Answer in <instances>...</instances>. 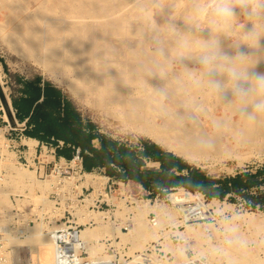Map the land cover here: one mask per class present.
I'll return each instance as SVG.
<instances>
[{
  "label": "bare ground",
  "instance_id": "6f19581e",
  "mask_svg": "<svg viewBox=\"0 0 264 264\" xmlns=\"http://www.w3.org/2000/svg\"><path fill=\"white\" fill-rule=\"evenodd\" d=\"M146 1L44 0L38 13L33 14L29 5H26L23 0H0V17H2L0 19V34L8 48L17 51L18 54L26 58H33L36 62L55 68L57 70L55 74L65 78L68 87L92 106L116 117L123 126L141 127L153 134L162 144L174 149L179 155L214 159L221 155L220 147L223 144L221 137L224 134L244 138L256 131H261L260 125L264 121V109L256 110L255 105L260 102L262 97L250 91L251 81H237V90H228L230 93L225 91V88L227 85L229 87V84L231 88L233 84H227L229 77L227 68L232 67L233 64H240L249 77L258 74L264 75V52L261 49V42L264 44V27L259 26L258 29L255 26L257 30L255 29L254 38L249 45H245V40L241 39H237L238 42H233L237 45V50L245 49L246 46L249 48L248 50L252 51L253 60L250 58L249 63L239 61L240 56L237 54V56H229L226 57L227 59L223 57L218 62H213L210 68H206L202 63L199 64L200 68L188 67L184 63H186L187 55L192 51V48L199 45L201 47L204 38L216 41V32L219 30L216 32L213 31L214 29L210 30L212 25L208 23L205 32L199 33L197 29L198 33L193 32V25H196L195 17L192 20L194 24L191 25V31L186 28V24L169 27L170 29L165 32L155 30L154 33L161 37L162 41L156 43V47L152 44L157 39L154 42L148 39L155 48L150 49L147 45L149 43L148 34L151 32L148 29L149 26L147 27L145 23V25L141 23L134 25V19L130 15V11L139 5L140 7L145 6L144 16H146V5H149V3L146 4ZM19 8L28 12L27 19L18 14ZM205 8L200 18L209 20L214 17L210 11L211 7ZM181 10L180 18L184 17L185 11L187 13L193 11L194 14L196 7ZM193 14H191L192 16L188 15L185 19L188 22L191 21V18L195 16ZM196 23L198 24V21ZM215 23L217 25V22ZM232 27L234 26H231V29ZM229 31L231 32V30ZM222 34L224 35V33ZM153 38L154 36H152ZM225 41L223 39L224 43ZM217 42L219 43V41ZM220 42L222 41L220 40ZM223 46L226 45L223 44ZM212 47L210 48L216 49L217 46ZM158 57L162 59H158ZM171 57L178 58L182 67H173L170 62ZM198 71L200 74L197 73ZM183 75L187 77H183ZM2 76L3 72L0 67V85L3 82ZM241 89L245 91L244 95L238 93ZM216 105L219 106V109H215ZM209 107H213V110H210ZM261 132L264 133V131ZM30 149L32 150V146ZM62 161L65 159L62 158ZM23 171L24 166L18 167L15 170L17 177L13 178L4 173L0 178V189L4 184L9 183L11 191L16 192V189L20 187ZM26 172L24 176L30 173L26 174ZM52 175L56 178L55 190L57 191L65 190L63 183L66 179L71 177L76 180L81 176L72 174L61 179L54 173ZM85 175L88 179L80 184H75L74 188L80 190L84 184L88 183L97 189V193L101 192L106 195L103 188L100 189L106 180L104 175L88 173ZM199 197H202L200 193L190 192L184 187H179L176 192L168 194L174 210H157V225L153 226L155 234L149 231L147 226L149 211L156 210L148 199L138 201L132 208V224L128 227V232H123L115 227L114 231L109 232V226L101 223H97L91 228L90 226L82 228L79 235L85 240L86 249L92 255V260L84 264H99L97 262L106 257L99 256L97 258L95 255L96 251L92 244L97 237H105L110 233L114 242L119 243L116 240V237H119L120 241L128 242L132 250L141 248L144 251L147 246L144 243L150 242L153 235L157 236L155 241L166 239L168 233L165 231L164 224L166 221L172 220L177 213L180 215L179 221L186 226L190 225L188 222L192 219L208 216L207 205L199 201ZM65 199L62 197V200ZM120 201L119 204L124 205L123 199ZM217 201L216 198L212 199V202ZM190 202H194L195 206H192ZM55 208L58 210L57 207ZM67 208H70L69 205ZM76 208L71 210H75L74 213L78 214ZM55 210L51 212L52 225L47 224L45 229L41 224L28 225V228L24 227L25 236L22 242L17 239L18 237L8 236L4 244L13 246L11 251L14 253L15 250L17 251L14 248L20 245L28 246L30 248L28 255L33 261L52 264L55 256L54 239L58 236L56 233L60 229L65 230L63 223L54 220L55 215L61 212L57 213ZM109 211L110 209L90 212L91 214L87 215L93 217L95 222L104 218L111 220ZM6 215L11 216V213L6 212ZM84 217L83 214H80V221H83ZM113 222L115 225H121V223ZM168 242L170 243L171 239L168 238ZM179 252H181L180 256L187 255L185 249H180ZM196 256L203 259L206 264V258L201 255Z\"/></svg>",
  "mask_w": 264,
  "mask_h": 264
},
{
  "label": "rangeland",
  "instance_id": "374dc122",
  "mask_svg": "<svg viewBox=\"0 0 264 264\" xmlns=\"http://www.w3.org/2000/svg\"><path fill=\"white\" fill-rule=\"evenodd\" d=\"M23 1L26 5H29L28 7L30 8V11L32 10L33 14L38 13L39 7H41L44 3V0H23ZM147 3H149V5ZM212 3H214V0H170V1L154 0L152 2L147 0L146 4L149 7L147 8L146 5V9H147L146 16H144L145 6L140 7L139 5L138 7H134L130 11V15L134 19V25L141 23L143 25L146 24L147 27L149 26L148 29L151 30V32L148 34L147 40L148 39L151 41L153 40L152 42H154V40L157 39L155 40L156 42H154V44L151 43L153 46L156 45V43H161L162 41V38L159 37L156 33H154L155 30L165 32L166 30H169L173 26L175 27V26H180L181 24L182 25L186 24V28L191 31L192 30L191 25L194 24L192 20H194L195 17L196 20L194 22L197 26L193 25V29L199 30V33L205 32L208 23L209 25H212L210 26V28H212L210 30L214 29L213 31L215 32L216 30L217 31L219 30L218 32H216L217 34L216 41L210 38H204L202 39L203 44L204 43L206 44L209 43V44L203 45L201 43V47L199 45L192 48V51L190 52L191 54L189 53L187 55V58L188 57L189 58L187 59L185 57L187 61L184 64H186V66L188 67L200 68L199 65L201 64L200 56L202 57V55L204 54V50L207 47L208 49L214 50L217 53V59L213 61L214 63L216 61L218 62L223 57L228 58L229 56H234V55L237 56V54H239L240 57L242 56V58L244 59V60L242 59L243 61L241 60L239 61L243 63H247V62L249 63L250 58L253 57L252 55L253 53H251L252 51L248 50L249 48H247L246 46L245 49L243 48L237 50L238 47L234 43L236 41L238 42L241 39V40H245L246 43L245 45H249L250 41L254 38L256 27H258V29L259 26L264 27V12H261L254 19H248L243 15H238L237 18L231 23L229 27H225L223 25L218 26L219 23H217L216 25L215 17H212L209 20H204L200 18V16L203 15L204 7L210 8ZM191 7L194 8L196 7L194 14L192 13L193 11L191 13L189 11L188 13L190 14H188L187 11H185L184 17H181L184 19H181L180 18L181 14H179L182 11L181 9L184 10V9H189ZM17 12L19 15L24 16L26 19L29 17L28 12L23 10L22 8H19ZM187 14L195 15L191 18V21H189L190 23L185 19L188 16ZM0 19H2V17H0ZM197 21L198 24L196 23ZM231 26L234 27H232L231 29ZM194 30L192 31L198 33L197 30L196 31ZM229 30H231V32ZM222 33H224V35ZM235 34L238 35L236 36ZM152 36H154L153 39ZM238 36H240L241 38ZM223 39L224 41L226 40L225 43L223 42ZM220 40L222 42H220ZM217 41H219L220 44ZM150 42L147 44L148 48L155 49L150 44ZM223 44L226 46H223ZM261 44H262L261 49L264 52V44L262 42ZM212 46L215 47L217 46V47L216 49H212L213 48ZM158 59H162V58L158 57ZM170 62L173 67L176 66L175 68L182 67V63L181 61H179L178 58L176 59L174 57H171ZM0 67L2 68V72H3V76H2L3 82L0 86L3 85L1 87V90L3 94L6 93L8 97V98L6 97V99H7V105H8L7 108L9 113L12 107L10 102V95L11 92L13 91V88L16 86V82L14 79L15 76L32 77L35 75H41L45 79H48L51 82L60 86L64 90V92L73 100V102L79 107V109L84 113V115H86L96 123L97 127L99 128L102 134L109 135L111 137H115L118 139L130 140V141H137L139 139L151 140L155 143H158L163 148L168 149L173 153H175L176 155L184 158L188 162L196 165H200L202 169H204V171L209 176L214 178H224L226 176L236 175L238 173H245V172L256 173L258 170L264 169V133L261 132L264 131V121L260 125L261 131H256L252 134H249L248 136H245L244 138L234 137L230 134L227 136L224 134L221 137V142L223 144L220 147L221 155L218 156L219 158L216 157L214 159H210L209 157L202 158L201 156L188 157L177 154L174 149L162 144L153 134L143 130L141 127H137L134 125L123 126L116 117H112L109 114L105 113L104 111L92 106L90 103L87 102V100H85L77 93L73 92V90H71L68 87V85L66 84L67 82H65V78H62L58 74H55L57 71L55 68L48 67L43 63L36 62L33 58H26L18 54L17 51L8 48L1 34H0ZM50 68L51 70H49ZM169 72L170 70L168 71V73ZM197 73H199V71ZM183 77H187V76L183 75ZM229 83L231 84L233 83L230 76L227 78V84ZM237 87H238L237 84L235 85L232 84L230 88V84H229V87L227 85L225 91L227 90V92H229L228 90L230 91L237 90ZM218 105H216L215 109L217 108L219 109ZM209 108L210 110H213V107H209ZM209 108H207V110H209ZM5 139L6 138L4 137V130L3 128H1L0 129V165L2 166V168H4L5 175L11 178L17 177V175H15L16 173L15 170L18 169V167L20 166H24V171L22 173V179H21V182L24 184L20 182L19 185L20 187L16 189V192L11 191L12 188L9 183L4 184L3 187H1L0 189V196H1L0 211L5 210V213L6 212L11 213L10 209L16 207L24 214L22 218H20L21 224H19L17 228L18 231L23 233L22 234L14 233L12 236L18 237L17 239L20 242H22L25 236L24 235L25 229L31 226L32 224L33 225L41 224L44 226V229L46 228L47 224L49 226L52 225L51 212L52 210L56 209L55 207L58 208V210H55L57 211V213L58 211H61L60 213H58L60 216L63 215V210L67 208V205H69L70 207L69 209L77 207L76 209L78 215L89 213V211L87 210L88 205L93 203V200L96 199L98 194L101 192L97 193L96 192L97 189L94 187H93L94 189L91 188L90 184L88 183L82 186L83 190L74 188V185L80 184L82 183V181L87 180L88 178L85 175L86 173L95 174V175H100V174L95 172H84L83 174L78 173L81 174V176L79 175L80 178L78 177L76 180H73L71 177L66 179L63 183L64 185L63 188L70 191L71 193L70 198L72 200L67 203L65 199L61 201V206L55 205L50 193L52 192V190H55V187L57 186L56 178L52 174L47 176L45 175V174H49L50 172L49 169H45V171L42 170L41 172H39L36 171L35 167L33 168L31 166L28 167L27 165H23V163L19 161L20 159H18L17 152L11 150L10 148L5 147V144H3ZM29 143L32 145L33 143H36V140L34 139L29 140ZM30 153H31V156L29 154V159L31 162L30 164H33L32 157L35 156V153L33 152V148ZM38 156H39V152H38ZM44 156L45 154L42 155V159L44 158ZM71 165H75V163H71ZM25 172L26 174L28 172L30 173L24 176ZM71 174H73V172ZM258 177L260 179L262 175ZM105 182L106 180L100 186V189L104 187ZM42 184L45 185L46 187L45 186L43 187ZM178 188L179 187L177 188L175 187L166 190L165 194L158 197L157 199L155 197L144 196L143 198L141 197L140 200L135 199L134 203H127L126 200L119 195L120 191L126 190V186L124 189L121 185V188L118 189L119 192L117 191L118 193H114L112 202L115 204V206L111 207L114 209L110 208L111 220H114L112 213L115 215L116 218L120 217L122 219H126L127 217H129L132 219L133 217L132 208L138 203V201L145 200L147 198L156 209L149 211V213L154 212L156 217H157V210H166V211L174 210V207L168 198V194L172 192H176ZM192 192L195 193L194 191ZM247 193L249 195H255V196L264 195V182L260 183L257 186H253L249 188L247 190ZM204 197L206 198V201H204L202 197H199V201H202L204 204L207 205L208 216H205L204 219L202 220H195L192 222L189 221L188 224L190 225L186 226L183 222L179 221L180 215L179 213H177V215L172 220H168L165 222L164 228L168 234L165 240L161 239V241H158L160 244L157 247H159L160 249L162 248L161 249L162 251L172 252L176 260H182L186 258L187 255L180 256L181 252H179L180 249H185L186 251H189V253L191 254L201 255L202 257L206 258V264H208V262H210V264H259V263L264 264V201L253 204L252 202H250V200L247 197H242L236 194H228L222 199L216 198L218 200L217 202H212V199H214L215 197L208 198L206 195ZM122 199L124 205L121 206L119 203L121 202L120 200ZM191 205L195 206V203L192 202ZM108 209L109 207L106 204H103L102 210H108ZM80 220L81 218H79V221ZM111 220L107 218L99 219L96 221V224L101 223L103 225L105 224L107 227L109 226L108 227L109 232L112 230L114 231L115 228L121 230L120 227L122 225L120 226L115 225L114 222ZM60 221L61 220H58V223ZM96 224H94L93 226H95ZM180 225L181 227H178ZM93 226H90V228ZM147 226H148V230L155 234V227L151 226L149 224V221L147 223ZM173 226H175L176 228H174ZM121 231L128 232L126 230H121ZM171 234H174L176 239L173 242L171 240V242L169 243L168 238L171 239ZM155 238L157 239V236L153 235V238L149 240L150 242L144 243V245H147L145 249H147L151 241H155ZM95 240L96 241L93 243L94 245L92 244V247L96 251L95 255L97 258H99V256L97 255L111 256L114 254L117 255L131 254V253L133 254V252L137 253L142 251L141 248H136L132 250L131 245L128 242L124 243L120 241L119 237H116V240L119 241V243L114 242L110 236V233H108V236L97 237L95 238ZM24 246L20 245L14 248V250L17 249L18 252L15 250V253L14 252L13 253L21 258L26 257L27 259H30L31 256L28 255L30 254V252H28L30 251V248H28V246L25 247ZM91 260H89L88 262H90Z\"/></svg>",
  "mask_w": 264,
  "mask_h": 264
},
{
  "label": "built area",
  "instance_id": "2783aa9c",
  "mask_svg": "<svg viewBox=\"0 0 264 264\" xmlns=\"http://www.w3.org/2000/svg\"><path fill=\"white\" fill-rule=\"evenodd\" d=\"M2 86H0L1 88ZM2 91V90H1ZM3 97L5 98L7 102V95L6 93L3 94ZM8 98V97H7ZM8 107V106H7ZM11 114V115H10ZM17 124L16 118H15V112L13 108L11 107L10 113L6 106L4 105L1 96H0V129L3 128L4 130V137L6 138L4 141L5 147L10 148L11 150L17 152L18 159L23 163V165H27L28 167H35L36 171L41 172L42 170L45 171V169H49V174L52 173L56 174L59 178L69 177L73 174L78 173H84L85 170L82 165V156L80 155V152L77 150L73 156L70 159H65V161H62L61 157H56L55 152L52 151L53 144L52 143H42L45 147V156L42 159V157H32V163L30 164L29 155L26 156V151L29 150V146L26 144H22V140L24 138L23 133L16 132L17 129H21L23 131L22 127H16L15 124ZM62 142H59V145H62ZM25 146V148L23 147ZM71 163H75V165H71ZM4 174V168L0 165V178ZM81 175V174H78ZM118 184L114 180L106 181L103 187V190L106 192V195L104 193H99L97 198L94 200L93 203L88 205L87 210L90 212H97V211H104L103 204H106L109 209L115 204L112 202L114 193H118ZM91 188L93 186L90 185ZM186 190L195 193H200L202 196V199L206 201V198L204 197L205 194L198 190H190L189 188L184 187ZM94 189V188H93ZM83 190V187H82ZM118 191V192H117ZM82 194V193H81ZM51 197L53 198L55 205H60V201L62 200V197H66V202H70L72 199L70 198V191L69 190H63V191H57L52 190L50 193ZM119 195L123 197V199L126 200L127 203H134L135 199H140L143 196L138 195L135 196L132 193H127L126 190H123L122 192H119ZM156 199L158 197H155ZM110 202V203H109ZM108 209V210H109ZM114 209V208H111ZM111 209L109 212H111ZM11 216L6 215L5 210L0 212V264H41L37 261H33L32 258L27 259L26 257L21 258L19 256H16L12 250L11 245H5L6 237L12 236L14 233L20 234V231H16L20 223V218L24 215L22 211H20L18 208L13 207L10 209ZM75 210H71L69 208L63 210V215L57 214L55 216V221L58 222V220H61L59 223H63L65 230H59L56 234L58 235L55 237V250H54V262L52 264H84L87 263L89 260H91L92 255L88 252L85 246V240L80 237V231L82 228L86 226H93L96 224L93 217L83 214L85 217L83 218V221H79V215L74 213ZM113 218L116 223H121V230H129V226L132 222V219L127 217L126 219H122L120 217H115V215L112 213ZM149 216V224L151 226L157 225V219L154 212H150L148 214ZM204 218H196L193 220H190V222L195 220H202ZM176 228L175 226H173ZM178 227H181L178 226ZM172 229V227H171ZM22 234V233H21ZM175 235L171 234V240L172 242L175 240ZM160 243L158 241H151L150 245L147 247L146 250L140 251L133 254H122V255H97V256H106L104 260H100V262H97L99 264H205L203 259H201L199 256H196L194 254L189 253V251H186L187 256L185 259L182 260H176L175 256L172 252H166L162 251L159 247H157ZM158 250V251H156ZM11 251V252H10ZM85 254V255H84Z\"/></svg>",
  "mask_w": 264,
  "mask_h": 264
},
{
  "label": "crops",
  "instance_id": "0c3cea01",
  "mask_svg": "<svg viewBox=\"0 0 264 264\" xmlns=\"http://www.w3.org/2000/svg\"><path fill=\"white\" fill-rule=\"evenodd\" d=\"M14 79L16 82V86L11 92L10 102L15 112V118L17 121V124H14L16 127L19 126L23 128V131H21V129H17L16 132L23 133L24 138L22 140V144H26L29 146V151H26V156H28L29 154L31 156L30 148L32 146L35 157L40 158L46 150L42 143H52L54 147L51 150L55 152L56 157L70 159L77 150L80 152L79 145L72 144V142L66 143L64 141L67 138L72 141V137L74 135L73 130L77 129V132L85 131L92 135L95 133L101 134L96 123L92 119L84 115V113L73 102V100L57 84L51 82L48 79H45L41 75H35L32 77L15 76ZM59 129L60 132L58 131ZM112 138L115 140L124 141L126 145L130 147V149H134L138 153L144 149L146 144H156L160 147L164 155H167V153H171L177 158H181L183 162L190 165H195L196 167L204 171V169H202L200 165L188 162L184 158L176 155L168 149L163 148L161 145L151 140L139 139L137 141H130L118 139L115 137ZM32 139L36 140V143H33L31 145L29 143V140ZM59 142H62L63 144L59 145ZM90 146L95 149H99L101 147L100 139L98 137L92 138L90 141ZM23 147L25 148L24 145ZM140 157L143 159L141 169H161L160 161L152 160L151 158L145 157L143 155H141ZM113 169L116 172L121 171V167L119 166H114ZM173 169L177 170L176 167H173L172 170ZM90 172L104 175L106 181L114 180L116 184H118V188H121L122 185V187L125 189L126 183L121 179L106 175L104 167L97 166ZM183 172H186V169H184ZM176 173H178V171H176ZM138 188L140 190V195L143 197L162 196L159 191L155 192L153 188H144L141 184H138ZM165 190V188L162 189V191Z\"/></svg>",
  "mask_w": 264,
  "mask_h": 264
},
{
  "label": "trees",
  "instance_id": "16d2710c",
  "mask_svg": "<svg viewBox=\"0 0 264 264\" xmlns=\"http://www.w3.org/2000/svg\"><path fill=\"white\" fill-rule=\"evenodd\" d=\"M66 121V118H65ZM66 130V129H64ZM73 130V129H72ZM60 132V129L58 130ZM74 131L72 141L67 138L64 141L80 146L82 165L85 171H92L100 166L105 168V174L126 183V192L135 196L140 195L138 184L144 188H153L162 195L171 187H186L190 190L203 192L208 198H224L228 194H236L247 197L253 204L264 201V195H249L247 190L264 182V169L256 173L245 172L224 178L209 176L195 165H190L171 153L164 155L156 144H146L141 152L130 149L124 141L115 140L105 134H90L85 131ZM98 137L101 147L95 149L90 146L92 138ZM141 155L161 162L160 170L141 169L143 159ZM66 156V154H65ZM121 167L116 172L113 167ZM176 167L177 170H172ZM186 169V172L183 170ZM178 171V173H176ZM262 175L259 179L258 176ZM165 188V191L162 189Z\"/></svg>",
  "mask_w": 264,
  "mask_h": 264
},
{
  "label": "clouds",
  "instance_id": "9594fccd",
  "mask_svg": "<svg viewBox=\"0 0 264 264\" xmlns=\"http://www.w3.org/2000/svg\"><path fill=\"white\" fill-rule=\"evenodd\" d=\"M211 11L217 23L228 27L238 15L254 19L261 12H264V0H214V3L211 5ZM216 59L217 53L214 50L205 48L204 54L201 57V63L206 68H210L212 62ZM224 59L227 58L225 57ZM239 59L242 61L243 58L240 57ZM227 71L234 85L240 80L251 81L250 91L262 97L260 102L255 105V108L256 110L264 109V75L258 74L254 77H249L238 63L227 68ZM240 94L244 95L245 91L241 89Z\"/></svg>",
  "mask_w": 264,
  "mask_h": 264
},
{
  "label": "water",
  "instance_id": "95a60500",
  "mask_svg": "<svg viewBox=\"0 0 264 264\" xmlns=\"http://www.w3.org/2000/svg\"><path fill=\"white\" fill-rule=\"evenodd\" d=\"M0 96H1V99H2V101H3V103H4V105L6 106V108H7V102H6V100H5V98L3 97V95H2V91H1V88H0ZM8 109V108H7Z\"/></svg>",
  "mask_w": 264,
  "mask_h": 264
}]
</instances>
